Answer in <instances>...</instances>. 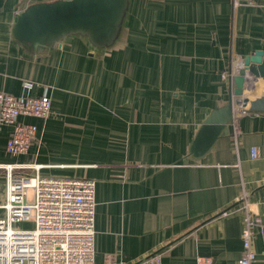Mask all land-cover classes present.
Instances as JSON below:
<instances>
[{
	"label": "crops",
	"instance_id": "1",
	"mask_svg": "<svg viewBox=\"0 0 264 264\" xmlns=\"http://www.w3.org/2000/svg\"><path fill=\"white\" fill-rule=\"evenodd\" d=\"M51 1L0 0V92L52 100L46 120L20 118L37 127L25 155L7 154L12 129L0 125V165L96 182L95 264H134L155 252L162 264H197L199 256L239 264L243 193L264 224V112L239 120L237 143L230 124L204 156L191 149L211 112L232 98L223 74L264 51V7L127 0L111 46L71 34L32 51L14 39L15 18ZM256 87L252 98L263 97L264 81ZM0 187L4 204V171ZM254 247L255 264H264V238Z\"/></svg>",
	"mask_w": 264,
	"mask_h": 264
},
{
	"label": "built area",
	"instance_id": "2",
	"mask_svg": "<svg viewBox=\"0 0 264 264\" xmlns=\"http://www.w3.org/2000/svg\"><path fill=\"white\" fill-rule=\"evenodd\" d=\"M234 9L240 6L264 7V0H232ZM236 61V60H234ZM238 59L223 78L229 81L232 93L234 78L243 67ZM249 80L250 76H246ZM249 82L246 86H251ZM249 96V94H246ZM249 105L234 106L233 139L238 142L239 120L250 114ZM52 113L50 96L15 97L0 92V125L12 129L6 152L12 157L25 155L37 137V127L20 122L22 117L46 120ZM253 158L259 149L252 148ZM27 164L0 165L7 182L6 201L0 204V264H95L96 261V182L88 178H65L28 175ZM245 212V227L241 235L242 257L239 264H255L257 253L254 240L264 238L261 216L250 207L243 193L240 199ZM29 223L31 228L19 225ZM107 264H126L114 259ZM134 264H162V253L155 252ZM197 264H212L210 257L199 256Z\"/></svg>",
	"mask_w": 264,
	"mask_h": 264
},
{
	"label": "water",
	"instance_id": "3",
	"mask_svg": "<svg viewBox=\"0 0 264 264\" xmlns=\"http://www.w3.org/2000/svg\"><path fill=\"white\" fill-rule=\"evenodd\" d=\"M126 8L127 0L34 3L16 16L13 37L32 51L53 46L71 34L85 35L97 47H109L118 36ZM260 79L264 81V51L258 50L244 59L234 78L232 98L225 106L215 108L201 126L191 149L195 157L204 156L232 123L235 105H249L252 112H264V96L252 98ZM247 82L252 85L246 86Z\"/></svg>",
	"mask_w": 264,
	"mask_h": 264
},
{
	"label": "rangeland",
	"instance_id": "4",
	"mask_svg": "<svg viewBox=\"0 0 264 264\" xmlns=\"http://www.w3.org/2000/svg\"><path fill=\"white\" fill-rule=\"evenodd\" d=\"M0 189H2V187H0ZM19 226L22 227L23 229H29V228H31V224H29V223H24V224H21Z\"/></svg>",
	"mask_w": 264,
	"mask_h": 264
},
{
	"label": "bare ground",
	"instance_id": "5",
	"mask_svg": "<svg viewBox=\"0 0 264 264\" xmlns=\"http://www.w3.org/2000/svg\"><path fill=\"white\" fill-rule=\"evenodd\" d=\"M263 84V83H262Z\"/></svg>",
	"mask_w": 264,
	"mask_h": 264
},
{
	"label": "trees",
	"instance_id": "6",
	"mask_svg": "<svg viewBox=\"0 0 264 264\" xmlns=\"http://www.w3.org/2000/svg\"><path fill=\"white\" fill-rule=\"evenodd\" d=\"M87 37V36H86Z\"/></svg>",
	"mask_w": 264,
	"mask_h": 264
}]
</instances>
